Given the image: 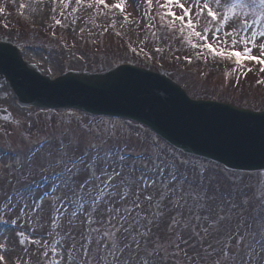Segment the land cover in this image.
Segmentation results:
<instances>
[{
    "label": "snow or ice",
    "instance_id": "1",
    "mask_svg": "<svg viewBox=\"0 0 264 264\" xmlns=\"http://www.w3.org/2000/svg\"><path fill=\"white\" fill-rule=\"evenodd\" d=\"M52 3L51 19L60 27L74 26L77 21L70 17L80 7L90 15L95 9L97 16L119 12L124 21L130 19L124 0H75L71 12L70 0ZM146 4L141 20L154 30V44L178 38L197 50L198 59L205 52L234 59L235 70H240L246 58L262 65L264 73V59L251 54L257 45L264 51V0H155L158 10L153 0ZM201 18L208 21L202 29ZM79 32L84 34L85 27ZM51 36L57 43L63 40L54 30ZM152 51L161 53L162 48ZM145 56L153 58L149 52ZM65 115L69 119L47 116L43 124L39 116L35 122L26 119L0 133V189H5L0 234L23 238L27 230L34 237L40 233L31 243L42 247H48V237L62 236L60 251L44 252L45 259L37 254L28 264H46L53 254L52 264H264V204L259 209L246 206V192L234 174L177 154L165 138L144 134L130 122L91 120L81 128L76 117L73 128L75 114ZM45 198L62 213L57 233H44L40 214ZM209 204L219 209L215 216L202 214ZM78 217H83L79 223ZM54 222L50 218L49 227ZM85 223L88 227L81 231ZM0 250L6 253L0 264H24L28 255L13 259L7 243Z\"/></svg>",
    "mask_w": 264,
    "mask_h": 264
},
{
    "label": "rangeland",
    "instance_id": "2",
    "mask_svg": "<svg viewBox=\"0 0 264 264\" xmlns=\"http://www.w3.org/2000/svg\"><path fill=\"white\" fill-rule=\"evenodd\" d=\"M106 2L112 4L118 2V0H106ZM124 2L126 4L125 14H130L129 21H124L123 16L119 12L97 16L95 9L91 10L92 14L90 15V10L80 7L79 11L73 13L70 17V19L75 18L77 23L74 26L60 27L62 30V33H60L59 26L54 25L51 19V16L54 15L51 11L54 6L52 0H0V39L18 45L24 54L23 59L27 63L35 65L42 74L50 76L52 79L69 71L101 73L126 63L144 68L139 62H131L135 60L133 56H130L125 44L130 43L143 53L149 52L152 55L153 58L150 61H153L152 65L154 68L150 67V69L157 71L161 66L171 69L165 75L180 85L192 99L216 101L243 109L264 112V83H261V79L264 81V75L262 73L241 71L237 74H231L224 70L217 71V69L211 71L209 69L207 71L199 69L188 72L187 69L178 68L177 65L173 64L172 59L178 56H187L186 50L181 44L182 41L172 37L164 40L163 43L154 44L153 42L156 40L153 35L154 30L146 27V22L141 20L142 13L147 11L146 0H124ZM180 2L185 3L186 0H180ZM21 4H25L26 7L21 9ZM154 4L155 0H153ZM137 5H140V7L138 8ZM257 6H259V3H257ZM72 7H76L75 0H70V7L67 12H71ZM55 15L58 19H62L58 13ZM136 21H140L139 24ZM193 22L196 23L197 21L194 19ZM62 23H67V21L62 19ZM113 23L115 27L112 26ZM207 23V18H201L198 27L202 29ZM29 24L43 26L45 30L51 26V28H48L50 29L49 32L54 30L60 34L63 38L62 42H51L48 40L49 37H45L42 32L38 33L36 30H29L27 26ZM80 27H85L84 34H80ZM155 31H159V29ZM89 32H91V35H89ZM117 32L120 33L119 36H116ZM93 40L95 41L94 44L92 43ZM144 40L148 41L147 44L141 43ZM230 42L229 40V44ZM64 44H67V47H64ZM73 44L75 47H73ZM156 46L162 48L161 53L152 51ZM236 50L242 51V47L238 46ZM82 54H86L83 60L78 58ZM251 54L258 59H264V51L259 49V45L256 46ZM2 92L5 96L0 97V108L6 107L11 112L13 120L1 125L0 133L14 129L18 122L24 123L26 119L35 122L38 116L41 124H43L47 116H53L57 120L63 116L67 120L69 117L65 114L68 112L75 114L71 118L73 119V124L71 125L73 128L76 127V117L81 118V128L84 127L86 122L91 120L113 121L121 124L130 122L122 119L91 117L77 111L21 109L18 107L9 88L2 90ZM130 123L136 129H139L140 132L153 135L146 127L134 122ZM3 139L0 136V147L4 146ZM167 146L170 147L169 145ZM175 151L177 152V150ZM177 154L181 153L177 152ZM199 161L206 162L203 160ZM206 163L214 165L209 162ZM217 167L222 169L219 166ZM223 171L234 174L240 180V187L246 192V195L242 198L246 206H254L261 202L264 204V175L254 174L249 176ZM4 191L5 189H0V199H2ZM257 207L259 208V205ZM209 209H212L213 212L211 216H215L217 208L213 204H209L204 209L203 214L210 212ZM40 215L44 216V233L47 234L49 231L57 233V225L60 224L59 216L62 213L51 207V201L47 198H45L43 212ZM50 218H54L55 222L49 227ZM82 219L83 217H78L77 222L79 223ZM87 227L86 223L83 224L81 231H84ZM39 235L40 233H37L34 237L33 233L27 230L23 237L24 243L21 244L18 237L10 232H5L0 234V245L7 243V254L11 255L13 259L28 253L24 258V264L32 261L37 254L40 255L41 259H45L43 253L48 247H50L51 253L53 248L56 251H60L59 247H57V242L62 239L60 234L57 233L54 238H47L48 247L31 243L34 238H39ZM5 237H11V239L6 242ZM79 238V235H77V239ZM43 243L45 242L42 241ZM13 248H15V252L11 251ZM5 254V251L0 250V255ZM52 256L47 257L46 264H50ZM17 264H21L20 260H17Z\"/></svg>",
    "mask_w": 264,
    "mask_h": 264
},
{
    "label": "water",
    "instance_id": "3",
    "mask_svg": "<svg viewBox=\"0 0 264 264\" xmlns=\"http://www.w3.org/2000/svg\"><path fill=\"white\" fill-rule=\"evenodd\" d=\"M7 87L21 106L134 119L178 148L228 168L264 169V112L191 100L155 73L122 65L100 74L69 72L49 80L25 64L16 47L0 43V89Z\"/></svg>",
    "mask_w": 264,
    "mask_h": 264
},
{
    "label": "bare ground",
    "instance_id": "4",
    "mask_svg": "<svg viewBox=\"0 0 264 264\" xmlns=\"http://www.w3.org/2000/svg\"><path fill=\"white\" fill-rule=\"evenodd\" d=\"M21 55H22V56L24 55V54H23V52H22V54H21Z\"/></svg>",
    "mask_w": 264,
    "mask_h": 264
}]
</instances>
